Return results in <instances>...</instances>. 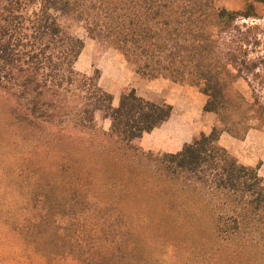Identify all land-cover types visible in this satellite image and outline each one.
Returning <instances> with one entry per match:
<instances>
[{
	"label": "trees",
	"instance_id": "1",
	"mask_svg": "<svg viewBox=\"0 0 264 264\" xmlns=\"http://www.w3.org/2000/svg\"><path fill=\"white\" fill-rule=\"evenodd\" d=\"M238 17L254 19V5L238 12L215 0H0V91L51 169L52 190L42 196L60 203L46 210L45 229L53 212L69 218L70 237L60 233L57 250L83 264H264V180L220 143L224 132L243 139L253 117L264 125V109L234 86L258 67L248 46L258 43L251 33L259 25H238ZM78 28L122 54L138 76L196 88L206 96L203 112L215 116L210 129L176 152L133 145L170 118L173 104L127 87L114 106L101 71L76 68L85 46ZM97 113L110 122L102 133L120 143L108 152L120 180L107 172L111 189L90 196L95 180L62 148L93 156L84 135L97 131ZM162 194L175 197L171 210L159 204ZM89 197L104 201L85 216Z\"/></svg>",
	"mask_w": 264,
	"mask_h": 264
},
{
	"label": "rangeland",
	"instance_id": "2",
	"mask_svg": "<svg viewBox=\"0 0 264 264\" xmlns=\"http://www.w3.org/2000/svg\"><path fill=\"white\" fill-rule=\"evenodd\" d=\"M215 2L219 7L238 12L244 11L249 3L254 5L255 18L244 20L238 17L236 23L251 25V21H254L253 23L259 25L251 33L252 37H257L258 43H251L248 46V57L251 61H256L258 67L253 74L248 76L247 81L238 78L234 82V86L249 102L256 99L258 106L264 109V1L215 0ZM77 33L84 38L85 46L76 63V68L84 72L87 65L91 63L92 70L87 74H92L94 67H100L101 74L104 71L105 76L102 80L100 77L99 85L105 90L118 95L124 88L134 86L146 98L166 99L178 109L179 115L174 118L182 121L185 128H188V140L191 135H197L201 131L207 132L210 129L215 116L212 113L203 112L202 107L206 96L196 88L179 85L163 78L152 81L142 78L133 71V67L126 63L118 51L97 45L94 40L85 35L82 28H78ZM99 59L100 62L97 63ZM118 72L120 73L119 77H117ZM11 106V99L0 91V264H83L77 259V256L68 252H60L55 247L63 236H61L62 233H65V237H70L67 236L71 233L67 230L70 222L65 223V220L69 218L59 217V214L53 212L46 228L49 232L41 233L46 230L44 220L46 210L52 208L56 210L54 208H59L60 202L58 198L47 202L42 196L45 192L52 190L45 186L49 179L47 172L51 169L44 163L43 149L37 143H31L27 129L21 124L14 123ZM96 117L97 131L91 135H84L85 139L90 141V143H85V146H88L94 153L93 156L76 154L74 149L62 148V152H69L68 156L77 160L76 167H79L78 171L81 176L90 175L95 180L92 183L94 191L90 196L94 195L95 191L105 193L111 189L104 183L107 172L116 181L120 180L119 169L110 167L112 164L110 162L111 153H108L114 151L120 143L102 133L108 131L109 121H105L99 113ZM72 134L76 135L74 132ZM220 143L235 154L240 162L257 166L258 172L264 180V125L256 117L252 118L250 128L243 139H236L224 132L220 137ZM133 145L141 147L135 141H133ZM122 162L118 163L119 168L123 166ZM81 179L84 180L85 177H81ZM123 182L128 186L135 183L130 182L126 176H124ZM59 187H53V191L58 193L61 188ZM115 189H119V187ZM119 193L123 192L119 191ZM155 194L151 191L150 196L153 201L156 199L157 194ZM102 201L104 198L89 197V208L83 215L89 216L95 213L98 204H102ZM174 201L175 197L171 194H162L159 204L164 211L171 210ZM36 224L35 232L42 231L33 234L32 227ZM61 227H64L66 231ZM104 242L101 241L99 246V251L102 253L106 252ZM45 251H48L45 256L47 261L44 256H41Z\"/></svg>",
	"mask_w": 264,
	"mask_h": 264
},
{
	"label": "crops",
	"instance_id": "3",
	"mask_svg": "<svg viewBox=\"0 0 264 264\" xmlns=\"http://www.w3.org/2000/svg\"><path fill=\"white\" fill-rule=\"evenodd\" d=\"M77 62H78V60H77ZM99 62H100V59L97 63H99ZM98 68H99V70H101L100 67H98ZM91 70H92V64L90 63L84 69V72L90 73ZM101 75L102 76H100V77L102 80V78H104V76H105L104 71H102ZM119 75H120V73L118 72L117 77H119ZM99 80H100V78H99ZM114 80H116V79H114ZM128 84H129V82L126 85L128 86ZM131 87H134V86H131ZM134 88H136V87H134ZM111 93L113 94V105L116 106L118 103V100H119L120 93L118 95L114 94L113 92H111ZM173 107H174L173 113L167 121H165L161 126L153 129L151 132L143 134V136L141 138L136 139L134 141L138 145H140L143 149L154 151V152L163 153V152H176V151L180 150L182 145L185 142L190 141L191 138L195 135H191V138L189 140L187 139V135H188L187 129L188 128H185L182 121H179V119L177 120L174 118V116H178L179 114L177 111L178 109H176V107L174 105H173ZM104 120L109 121L108 119H104ZM109 124H110V122H109Z\"/></svg>",
	"mask_w": 264,
	"mask_h": 264
}]
</instances>
